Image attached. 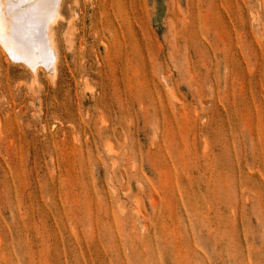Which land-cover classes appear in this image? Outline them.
Listing matches in <instances>:
<instances>
[{
  "label": "rangeland",
  "instance_id": "rangeland-1",
  "mask_svg": "<svg viewBox=\"0 0 264 264\" xmlns=\"http://www.w3.org/2000/svg\"><path fill=\"white\" fill-rule=\"evenodd\" d=\"M61 15L56 74L0 44V264H264V0Z\"/></svg>",
  "mask_w": 264,
  "mask_h": 264
},
{
  "label": "bare ground",
  "instance_id": "bare-ground-1",
  "mask_svg": "<svg viewBox=\"0 0 264 264\" xmlns=\"http://www.w3.org/2000/svg\"><path fill=\"white\" fill-rule=\"evenodd\" d=\"M62 1L35 0L39 4L38 7L26 8L20 18L16 17L11 21L9 18L11 15L6 10L5 0H0L4 6L0 44L10 51L15 60L24 61L26 66H30L35 75L38 68L36 64H44L50 68L52 66L53 73L56 72L59 55L57 50L59 49L56 46L54 28L63 18L61 15ZM13 27H15L14 33L11 31Z\"/></svg>",
  "mask_w": 264,
  "mask_h": 264
},
{
  "label": "snow or ice",
  "instance_id": "snow-or-ice-1",
  "mask_svg": "<svg viewBox=\"0 0 264 264\" xmlns=\"http://www.w3.org/2000/svg\"><path fill=\"white\" fill-rule=\"evenodd\" d=\"M39 4L35 2V0H15V3H10L7 5L9 9L12 8H35L38 7ZM3 4L0 3V30L3 28ZM15 23V22H14ZM13 33L15 32V27L11 30Z\"/></svg>",
  "mask_w": 264,
  "mask_h": 264
}]
</instances>
